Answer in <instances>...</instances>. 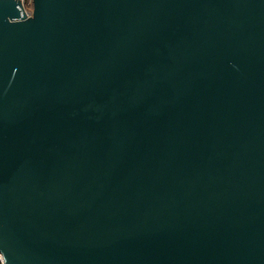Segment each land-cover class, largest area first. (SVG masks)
Wrapping results in <instances>:
<instances>
[{"label": "water", "instance_id": "obj_1", "mask_svg": "<svg viewBox=\"0 0 264 264\" xmlns=\"http://www.w3.org/2000/svg\"><path fill=\"white\" fill-rule=\"evenodd\" d=\"M0 0L3 264H264V0Z\"/></svg>", "mask_w": 264, "mask_h": 264}, {"label": "rangeland", "instance_id": "obj_2", "mask_svg": "<svg viewBox=\"0 0 264 264\" xmlns=\"http://www.w3.org/2000/svg\"><path fill=\"white\" fill-rule=\"evenodd\" d=\"M24 2V8L27 12L31 11V6H30V0H23Z\"/></svg>", "mask_w": 264, "mask_h": 264}, {"label": "built area", "instance_id": "obj_3", "mask_svg": "<svg viewBox=\"0 0 264 264\" xmlns=\"http://www.w3.org/2000/svg\"><path fill=\"white\" fill-rule=\"evenodd\" d=\"M22 2H23V0H21ZM23 4H24V2H23ZM30 6H31V1H30ZM27 12V11H26ZM28 13V12H27ZM0 264H3V259H2V256H1V254H0Z\"/></svg>", "mask_w": 264, "mask_h": 264}]
</instances>
